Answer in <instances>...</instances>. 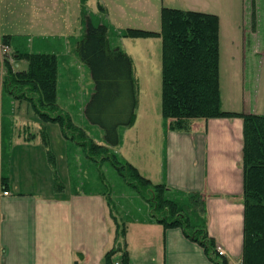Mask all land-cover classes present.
<instances>
[{
	"label": "trees",
	"instance_id": "1",
	"mask_svg": "<svg viewBox=\"0 0 264 264\" xmlns=\"http://www.w3.org/2000/svg\"><path fill=\"white\" fill-rule=\"evenodd\" d=\"M100 9H103L100 6ZM84 32L76 43L81 62L89 69L93 90L85 103V119L99 126L105 145L92 139L76 141L85 158L100 171L106 162L147 204L149 218L166 228L178 227L185 237L198 243L214 264H227V258L206 230L205 199L200 192H184L164 183H152L136 167L121 160L110 148L119 144V129L134 123L138 103L133 62L119 46L107 38V26L94 24L82 2ZM126 37L159 36L162 44L161 115L165 131L189 132L195 120L240 117L243 121L242 171L243 245L241 264H264V114L241 113L222 109L219 86L218 17L213 13L163 7L160 31L128 28ZM17 36L3 35L2 43L14 44L16 66L6 60L3 92L25 99L44 121L57 122L65 139L84 137L71 117L58 109L59 59L53 53L31 52L18 45ZM4 126L8 142L10 128ZM7 132H6V131ZM70 131H75L70 134ZM44 133V129H43ZM44 141H45V135ZM77 139V138H76ZM46 142V141H45ZM51 159V156L49 157ZM3 188L7 178L2 175ZM101 183V182H100ZM60 187V184L56 185ZM124 227L116 223L117 244L104 255L105 264H114L113 255L121 251V264H128L125 245L120 238Z\"/></svg>",
	"mask_w": 264,
	"mask_h": 264
},
{
	"label": "crops",
	"instance_id": "2",
	"mask_svg": "<svg viewBox=\"0 0 264 264\" xmlns=\"http://www.w3.org/2000/svg\"><path fill=\"white\" fill-rule=\"evenodd\" d=\"M5 35L19 36L12 31ZM51 53L59 59V88L62 59L57 53ZM15 65L22 66L20 60ZM66 66L65 82L61 86L62 91L69 94L76 78L70 75V66ZM134 76L137 83L135 70ZM7 99L2 101L0 97V178L2 175L7 178V187L3 189L8 191V195L0 191V264H105V253L117 244L118 217L112 205L111 189L96 191L76 187L67 190L59 177L54 178L49 187L50 194L22 189L19 182H14L10 169L13 151L8 164L2 159L4 113L10 115L9 121L15 113V121L21 120L18 126H23L22 132L8 126L10 147L15 148L16 143L31 145L36 134L40 140L36 146L48 147L49 139L43 122L38 123L37 131L31 132L27 129L31 121H26V114L22 116L17 110L3 112L2 102ZM11 99L13 109H18V103L25 100ZM221 104L226 111L258 113ZM137 113L136 107L134 123L119 129V144L110 148L111 151L119 159L131 163L154 184L164 183L184 192H200L205 199L208 235L223 251L227 264H232L233 259L239 261L236 264H241L244 212L242 118L195 120L189 132H177L164 130L161 113L150 115L148 111L146 120L141 123H138ZM153 125L157 128L158 140L149 142ZM143 211L142 216L129 219L124 237L119 240L122 246L125 245L128 264H214L203 248L185 237L180 228H166L149 218L148 207ZM121 253H114L115 263L121 264Z\"/></svg>",
	"mask_w": 264,
	"mask_h": 264
},
{
	"label": "rangeland",
	"instance_id": "3",
	"mask_svg": "<svg viewBox=\"0 0 264 264\" xmlns=\"http://www.w3.org/2000/svg\"><path fill=\"white\" fill-rule=\"evenodd\" d=\"M82 2L86 15L91 17L94 24L107 26L110 44L119 46L132 59L138 78L137 114L138 123H141L146 120V112L149 111L150 115L161 113V37H123L119 34L128 28L160 31L163 7L217 15L221 102L226 107L233 106L239 110L248 108L264 114V0H1L0 97L2 101L8 98L2 102L1 109L3 112L17 110L22 116L26 114V121L32 122L28 123L27 128L31 132L37 131L38 123L43 122L49 139L48 147L36 146L40 144L39 135L36 134L31 145L16 143L15 148L3 140L2 159L5 163L10 162L13 151L10 169L14 182H19L22 189L39 190L41 194H50L49 187L57 177L64 182L67 190L76 187L96 191L111 189L118 225L124 227L126 232V223L130 218L144 214L146 202L106 162L100 166L104 176L99 179L96 165L90 163L76 145V141L88 139L105 145L102 129L90 124L82 109L93 90L89 69L81 62L76 51V43L84 32ZM10 31L19 35L16 39L18 45L28 51L55 52L60 56V84L56 100L60 111L68 113L74 127L83 131V138L76 135L71 138L72 141H68L57 122L41 120L26 100L18 103V109L12 108L10 101L13 96L2 90L5 61L9 60L14 65L18 61L12 56L13 46L16 45L2 43L1 37ZM20 63L22 65L24 61ZM66 65L70 66V75L76 78L69 94H65L61 86L65 82L63 74ZM14 114L9 121L10 115L4 113V124L21 131L23 126H18L21 120L15 121ZM73 132L70 131V134ZM157 140V128L153 125L148 141ZM238 262L233 259L232 264Z\"/></svg>",
	"mask_w": 264,
	"mask_h": 264
},
{
	"label": "built area",
	"instance_id": "4",
	"mask_svg": "<svg viewBox=\"0 0 264 264\" xmlns=\"http://www.w3.org/2000/svg\"><path fill=\"white\" fill-rule=\"evenodd\" d=\"M0 191L2 192L3 195H8V191L4 190L3 189V186H2V183H1V178H0ZM217 251L220 253V254H223V251L218 248ZM115 264H120L119 262H116Z\"/></svg>",
	"mask_w": 264,
	"mask_h": 264
}]
</instances>
